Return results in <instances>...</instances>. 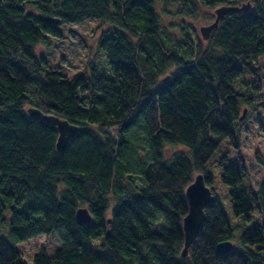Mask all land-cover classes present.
I'll return each mask as SVG.
<instances>
[{"label": "trees", "instance_id": "1", "mask_svg": "<svg viewBox=\"0 0 264 264\" xmlns=\"http://www.w3.org/2000/svg\"><path fill=\"white\" fill-rule=\"evenodd\" d=\"M156 1L0 0V264H28L17 244L53 231L59 246L31 264H264V220L232 227L210 170L221 168L235 215L248 217L253 199L264 215V178L254 191L240 162L210 161L223 140L239 147L244 105L264 107L255 101L264 1L224 15L207 46L184 35L180 50L164 41ZM183 5L194 14L192 0ZM89 18L108 25L97 46L110 74L90 66L68 78L48 67L36 46ZM26 104L78 125L63 150L55 125ZM165 145L176 146L169 157ZM196 172L214 200L181 257L184 190ZM224 240L232 247L220 251Z\"/></svg>", "mask_w": 264, "mask_h": 264}, {"label": "rangeland", "instance_id": "2", "mask_svg": "<svg viewBox=\"0 0 264 264\" xmlns=\"http://www.w3.org/2000/svg\"><path fill=\"white\" fill-rule=\"evenodd\" d=\"M258 1L263 2L264 0ZM247 2L248 0L239 1L236 5H242ZM250 4L253 7L255 1L250 0ZM220 5H201L198 6L194 15H186L177 12L180 9L177 3L171 0L158 1L155 10L159 18V25L162 28V36L165 43L180 50L183 47L181 40L184 38V35H187L192 36L193 39H199L203 47L207 46L208 40L201 37L199 28L214 20V9ZM107 28V24H100L99 20L93 18L85 19L83 22L63 24L60 27L62 35L50 37L48 43H39L36 46V52L45 54L48 67L58 70L68 78L75 73H81L89 69L90 66H93L100 73L110 74L108 64L106 69L105 53L97 46L98 39L105 33ZM262 61H264V56L259 59V62ZM173 68V66L166 67L165 76ZM260 72H263L262 75H264V68ZM255 101L258 103L264 101V82L260 93L255 97ZM27 106L29 105L26 104L25 107ZM242 120L239 147L235 148L232 144L228 143L227 139L223 140L214 152V155L210 158V161H216L217 157L226 153L229 162H240L243 165L241 171L244 181L249 182L253 190L257 191L260 180L264 178V165L256 160L254 153L258 152L264 159V107L256 105L252 109L244 105ZM174 150H176V146L165 145L164 155L169 157ZM210 170L213 174L212 187L214 194L218 198L232 227L235 225H239V227L248 226L254 221L262 222L264 220V215L259 211L258 202L255 199L252 200L253 208L248 217L235 215L231 210L229 202L228 186L221 181V168L216 166L214 162L212 167L210 164ZM111 202L112 199L110 198ZM239 227L233 231L232 243L234 246L239 244ZM262 233L264 236L263 229ZM59 244L60 236L58 232L53 231L49 234H39L21 241L17 244V247L24 260L28 264H31L32 256L35 252L44 249L48 254H52Z\"/></svg>", "mask_w": 264, "mask_h": 264}, {"label": "water", "instance_id": "3", "mask_svg": "<svg viewBox=\"0 0 264 264\" xmlns=\"http://www.w3.org/2000/svg\"><path fill=\"white\" fill-rule=\"evenodd\" d=\"M247 8H249V3L242 5H220L215 8L214 20L199 28L202 38L207 39L210 36L211 31L218 27V22L224 15L231 11H241ZM26 111L29 114L39 115L55 125L57 129L55 147L58 151L64 149L68 139L78 130L77 124L71 123L66 118H61L53 113H44L37 107L29 106L26 108ZM243 114L244 109L240 119ZM184 193L187 199L188 208L186 214L182 218L183 246L180 251L181 257L187 255L188 247L201 226L204 219V206L210 204L214 200V195L210 188L205 184L201 172H198L193 176L192 181L185 187ZM76 217L78 220H85L84 214L79 210L76 212ZM217 247L220 251L229 250L232 247V243L229 240H224L218 243Z\"/></svg>", "mask_w": 264, "mask_h": 264}, {"label": "flooded vegetation", "instance_id": "4", "mask_svg": "<svg viewBox=\"0 0 264 264\" xmlns=\"http://www.w3.org/2000/svg\"><path fill=\"white\" fill-rule=\"evenodd\" d=\"M158 1H160V0H158ZM158 1H156L155 2V4L158 2ZM242 1H244V0H242ZM192 2H194L195 4H196V7H195V11L198 9V6H204L205 4H202L203 2H202V0H198V1H196V0H192ZM177 3H179V7H180V9H178V11L177 12H181V13H184V14H186V15H194V14H189V13H186L185 12V6L183 5V4H185V0H179ZM247 3H249V8L251 7V4H250V0H248V2ZM223 5H227V4H223ZM155 7H156V5H155ZM248 9V8H247ZM187 12H191L192 11V9H189V8H187V10H186ZM195 13V12H194ZM215 14V13H214ZM221 20V19H220ZM220 20H219V22H220ZM219 22H218V24H219ZM213 31V30H212ZM212 31H211V33H212ZM200 32V31H199ZM210 33V34H211ZM201 35V34H200ZM202 37V36H201Z\"/></svg>", "mask_w": 264, "mask_h": 264}]
</instances>
